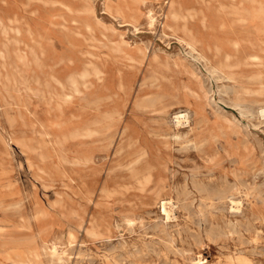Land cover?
<instances>
[{
    "label": "rangeland",
    "instance_id": "rangeland-1",
    "mask_svg": "<svg viewBox=\"0 0 264 264\" xmlns=\"http://www.w3.org/2000/svg\"><path fill=\"white\" fill-rule=\"evenodd\" d=\"M263 9L0 0V264H264Z\"/></svg>",
    "mask_w": 264,
    "mask_h": 264
},
{
    "label": "bare ground",
    "instance_id": "bare-ground-1",
    "mask_svg": "<svg viewBox=\"0 0 264 264\" xmlns=\"http://www.w3.org/2000/svg\"><path fill=\"white\" fill-rule=\"evenodd\" d=\"M238 2V1H237ZM254 2V1H253ZM258 3H260V2H258ZM213 3H211V5H212ZM246 5V4H245ZM247 6V5H246ZM259 6V5H258ZM228 7V6H227ZM248 7V6H247ZM224 8V7H223ZM254 9V8H253ZM258 10V9H257ZM260 10H261V8H260ZM264 10V9H263ZM151 12V11H150ZM259 12V11H258ZM255 13H257V12H255ZM174 14V13H173ZM150 17V16H149ZM258 19V18H257ZM246 20V19H245ZM204 24V23H203ZM256 25V24H255ZM261 29V28H260ZM264 31V30H263ZM191 32H192V30H191ZM190 32V33H191ZM211 32V31H210ZM257 32V31H256ZM192 34V33H191ZM175 36V35H174ZM180 38V37H179ZM183 40H185L186 39V37H184L183 36ZM189 38V37H188ZM204 39V38H203ZM192 40V39H191ZM191 40H185V42L188 44V45H190L191 47H192V49H196V46H195V44L193 43V42H191ZM262 40V39H261ZM264 40V39H263ZM194 41V40H193ZM211 41V40H210ZM220 41V40H219ZM220 43V42H219ZM204 44V43H203ZM163 48V47H162ZM203 48V47H202ZM157 51V50H156ZM157 57V56H156ZM206 59V58H205ZM260 60V59H259ZM212 61V60H211ZM152 62H154V61H152ZM150 64V63H149ZM208 64V63H207ZM262 64V63H261ZM151 66V65H150ZM216 66V65H215ZM176 68V67H175ZM148 73V72H147ZM147 73H146V75H147ZM156 75V74H155ZM210 78V77H209ZM175 83V82H174ZM171 91V90H170ZM140 96V95H139ZM146 97H147V95H146ZM145 97V98H146ZM148 98V97H147ZM135 99V98H134ZM157 99H159L158 97H151V98H149V99H145V100H143V104L144 105H147V104H149V105H153L155 102H156V100ZM134 101V100H133ZM7 102V101H6ZM106 104V103H105ZM177 106V105H176ZM9 107V106H8ZM184 109H186V108H184ZM5 110V109H4ZM171 110V109H170ZM177 110V109H176ZM118 113V111H114L113 113ZM174 112V111H173ZM264 112V111H263ZM3 113H4V111H3ZM189 113V112H188ZM6 114V113H5ZM30 114V113H29ZM95 114V113H94ZM6 116H8L7 114H6ZM5 116V117H6ZM10 116V115H9ZM174 117H172V118H174L175 119V121H176V124L177 125H179V124H184L185 122H187L189 119V117H188V114L187 113H177L176 115H173ZM168 117V116H167ZM77 118V117H76ZM98 118V117H97ZM106 118V117H105ZM107 118H111V117H107ZM171 118V117H170ZM7 119V118H6ZM11 119H12V117H11ZM74 119V118H73ZM8 120V119H7ZM104 120V119H103ZM106 120V119H105ZM157 120V119H156ZM11 121L12 120H10V123H11ZM114 121V120H113ZM15 122V121H14ZM66 122V121H65ZM80 122V121H79ZM112 122V121H111ZM173 122V121H172ZM9 123V124H10ZM37 123V122H36ZM123 123V122H122ZM170 123V122H169ZM12 125V124H11ZM65 125V124H64ZM192 125V124H191ZM190 125V126H191ZM109 126V125H108ZM107 126V127H108ZM121 126V125H120ZM183 126V125H182ZM113 127H116V126H113ZM119 127V126H118ZM4 128V127H3ZM36 128V127H35ZM43 128V127H42ZM76 128V127H75ZM106 128V127H105ZM187 128V127H186ZM191 128H193V126L191 127ZM85 129H86V131H87V133L85 132L84 134H87V135H91V134H95V132L93 133V129H92V126H91V122L90 123H87L86 124V127H85ZM2 130V129H1ZM76 130V129H75ZM78 130V129H77ZM76 130V131H77ZM95 130V129H94ZM99 130V129H98ZM182 130V129H181ZM83 131V130H82ZM108 131V130H107ZM7 132V131H6ZM79 132V131H78ZM77 132V133H78ZM4 133V132H3ZM11 133V132H10ZM67 133V132H66ZM71 133V132H70ZM171 133V132H170ZM180 133V132H179ZM97 134V133H96ZM95 134V135H96ZM172 134V133H171ZM187 134V133H186ZM6 135V134H5ZM67 136V135H66ZM70 136V135H69ZM117 136V135H116ZM181 136V135H180ZM63 137V136H62ZM85 137H86V135H85ZM93 137V136H92ZM171 137H173L172 135H171ZM72 138V137H71ZM89 138V137H88ZM3 139V138H2ZM67 139V138H66ZM69 139H70V137H69ZM4 140V139H3ZM59 140V139H58ZM68 141V140H67ZM67 141H65V142H67ZM104 141V140H103ZM102 141V142H103ZM60 142V141H59ZM65 142H63L64 144H65ZM97 142H98V140H97ZM62 143V142H61ZM68 143V142H67ZM55 144V143H54ZM58 144V143H57ZM114 144V143H113ZM56 145V144H55ZM106 145V144H105ZM57 146V145H56ZM59 146V145H58ZM97 146V145H96ZM99 146H101V145H99ZM99 146H98V148H99ZM112 147V146H111ZM7 148V147H6ZM65 148V147H64ZM70 148V147H69ZM95 149V148H94ZM112 149V148H111ZM10 150V149H9ZM3 151V150H2ZM66 151H68V150H66ZM76 151V150H75ZM91 151V150H90ZM96 151V150H95ZM9 153V152H8ZM63 153V152H62ZM71 153V152H70ZM74 153V152H73ZM93 153H96V152H93ZM79 154V153H78ZM11 156V155H10ZM105 156V155H104ZM69 157V156H68ZM97 157V156H96ZM108 157V156H107ZM70 158V157H69ZM63 159V158H62ZM78 159V158H77ZM4 160V159H3ZM81 160V159H80ZM79 160V161H80ZM88 160V159H87ZM96 160V159H95ZM68 161V160H67ZM100 161H101V159H100ZM11 162V161H10ZM69 162V161H68ZM76 162V161H75ZM108 162V161H107ZM81 163V162H80ZM87 163V162H86ZM98 163V162H97ZM72 164V163H71ZM7 165V164H6ZM5 165V166H6ZM78 165V164H77ZM83 165V164H82ZM86 165V164H85ZM104 165V164H103ZM12 166V165H11ZM102 173V172H101ZM150 174L151 173H149L148 175H147V181L148 180H150ZM14 178V177H13ZM99 179H100V177H99ZM7 186V185H6ZM9 187V186H8ZM157 201L158 202H160V206H161V208H162V213L166 216V218L167 219H169V218H171L172 217V214H173V210H174V201H173V198L171 197V195L170 196H164L162 193H158L157 194ZM232 202L234 203V204H236L237 206L240 204L239 202L240 201H237V200H235V199H232ZM222 203V202H221ZM220 207V206H219ZM131 217V216H130ZM131 219V218H130ZM172 219V218H171ZM14 229V228H13ZM3 230V229H2Z\"/></svg>",
    "mask_w": 264,
    "mask_h": 264
}]
</instances>
